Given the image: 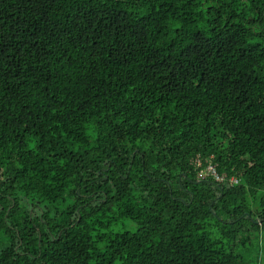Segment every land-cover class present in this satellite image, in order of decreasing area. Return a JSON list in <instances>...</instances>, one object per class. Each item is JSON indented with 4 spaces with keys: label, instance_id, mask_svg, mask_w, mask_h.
<instances>
[{
    "label": "trees",
    "instance_id": "1",
    "mask_svg": "<svg viewBox=\"0 0 264 264\" xmlns=\"http://www.w3.org/2000/svg\"><path fill=\"white\" fill-rule=\"evenodd\" d=\"M263 246L264 0H0V264Z\"/></svg>",
    "mask_w": 264,
    "mask_h": 264
},
{
    "label": "built area",
    "instance_id": "2",
    "mask_svg": "<svg viewBox=\"0 0 264 264\" xmlns=\"http://www.w3.org/2000/svg\"><path fill=\"white\" fill-rule=\"evenodd\" d=\"M192 163L196 166V167H200L202 166V163L201 162H194L192 161ZM207 176H212L217 182L219 183H222L226 180V176H221L217 173L214 165L212 163H209L208 166L206 167V170L198 173V177L200 179H203ZM229 183L231 185H234V184H237L238 183V180L235 179V178H230L229 180Z\"/></svg>",
    "mask_w": 264,
    "mask_h": 264
},
{
    "label": "rangeland",
    "instance_id": "3",
    "mask_svg": "<svg viewBox=\"0 0 264 264\" xmlns=\"http://www.w3.org/2000/svg\"><path fill=\"white\" fill-rule=\"evenodd\" d=\"M264 247V246H263ZM264 252V251H263ZM263 264H264V260H263Z\"/></svg>",
    "mask_w": 264,
    "mask_h": 264
}]
</instances>
